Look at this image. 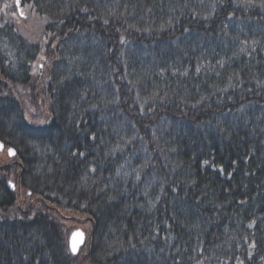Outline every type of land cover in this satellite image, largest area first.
<instances>
[{"label":"trees","instance_id":"obj_1","mask_svg":"<svg viewBox=\"0 0 264 264\" xmlns=\"http://www.w3.org/2000/svg\"><path fill=\"white\" fill-rule=\"evenodd\" d=\"M0 140V264H264V0H0Z\"/></svg>","mask_w":264,"mask_h":264},{"label":"water","instance_id":"obj_2","mask_svg":"<svg viewBox=\"0 0 264 264\" xmlns=\"http://www.w3.org/2000/svg\"><path fill=\"white\" fill-rule=\"evenodd\" d=\"M6 146L4 142L0 141V153L5 150ZM8 153L10 157L16 156V151L13 148L8 149ZM12 191H15L16 187L14 184L10 185ZM87 235L83 229L74 230L69 238V247L73 255H78L80 253L81 248L84 246L86 242Z\"/></svg>","mask_w":264,"mask_h":264},{"label":"rangeland","instance_id":"obj_3","mask_svg":"<svg viewBox=\"0 0 264 264\" xmlns=\"http://www.w3.org/2000/svg\"><path fill=\"white\" fill-rule=\"evenodd\" d=\"M81 228L85 229V230H89V224H84Z\"/></svg>","mask_w":264,"mask_h":264}]
</instances>
